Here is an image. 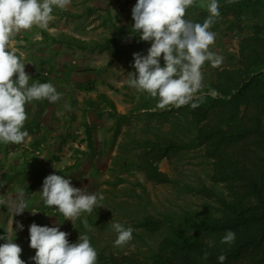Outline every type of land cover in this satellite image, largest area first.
I'll list each match as a JSON object with an SVG mask.
<instances>
[{"label": "rangeland", "instance_id": "374dc122", "mask_svg": "<svg viewBox=\"0 0 264 264\" xmlns=\"http://www.w3.org/2000/svg\"><path fill=\"white\" fill-rule=\"evenodd\" d=\"M202 2L207 3V0H196L186 11V19L194 22V16L206 11L200 7ZM136 3L137 0H72L67 10L54 8V20L50 22L48 30L34 26L31 31H22L14 37L13 47L27 63L28 74L39 68L38 64H43L49 73L41 59L53 57L49 77L63 94L56 103L47 100L36 103L40 105H36L28 120L29 128L24 129L29 132L30 139L21 145L10 144L0 150V183L3 184L0 187V236L6 235L14 220L16 233L12 232L11 238L22 247L21 259L25 264H34L31 258L36 254V250L29 246V227L32 223L59 226L61 231L70 234V243L78 242L80 234H83L75 228L81 215L73 225L55 207L45 206L39 193L48 175H58L66 167L77 165L75 170L65 175L66 179H71L74 187L103 194L104 200L100 202L103 207L91 213L96 219L95 224H88L91 230L84 227V222L82 226L88 236L95 237L99 247L114 251L117 255H137L143 259L158 250L167 232L152 233L137 228L136 223L144 215L161 221L167 213L179 215L186 211H198L218 215L216 199L197 191L208 188L228 195L224 184L213 183L214 160L206 157L203 147L183 149L178 156L158 163L160 171L172 179L169 184H155L143 172H125L124 167L128 162L139 161L144 149L139 146L140 142L157 136L171 138L175 124H181L179 118L182 123L185 121L186 112L171 106L169 110L166 109L172 110L168 118L151 117V110L165 111L156 108L158 99L137 92L127 83V73L135 71L132 67L133 54L147 55L150 43L141 41L138 35L140 42L133 35L127 36L120 44L122 47L118 57H115L107 50L81 51L75 45L52 46L44 42L43 31L53 38L75 39L85 43L118 37L114 25L129 26L134 23L132 8ZM229 19H233L232 16ZM247 19L248 23H255L253 18ZM261 22L264 24V12ZM218 23L219 26L214 25L211 30L217 33L211 50L221 54L224 60L219 68H212L206 62L202 69L205 91L216 83L220 71L239 63L241 36L247 37L254 32L248 30L245 22L239 24L234 32L227 30L225 21L218 20ZM37 33L41 37L39 40L35 39ZM103 94L115 103L117 111L100 98ZM146 100L151 102L150 111L143 106ZM90 101H94L96 106L91 107ZM45 103L48 105L42 106ZM88 133L92 135V146ZM43 138L45 142L35 151L32 144ZM9 153L14 154L10 156ZM240 155L241 152L235 153L236 158ZM251 160L248 162L253 164L259 158ZM32 169L42 174L39 181L29 175ZM118 179L125 182L116 186ZM20 190L25 193L28 208L22 215L14 217L8 201L16 197ZM32 211L37 213L34 215ZM112 220L135 229L132 241L124 247L114 246L116 233L106 227ZM17 222L24 225L23 231L16 227ZM3 243L5 241L0 240V244Z\"/></svg>", "mask_w": 264, "mask_h": 264}, {"label": "trees", "instance_id": "16d2710c", "mask_svg": "<svg viewBox=\"0 0 264 264\" xmlns=\"http://www.w3.org/2000/svg\"><path fill=\"white\" fill-rule=\"evenodd\" d=\"M218 3L221 13L218 20L225 21L228 31H236L237 26L243 22L248 30L254 31L247 37L241 36L239 63L217 74V81L210 88L218 93V97H206L205 102L196 109L182 106L181 111L186 112L185 121L182 123L179 118L181 124H175L172 137L162 139L157 136L140 142L139 146L144 149L139 155V161L128 162L124 170L143 172L149 181L158 185L169 184L172 179L160 171L158 163L178 156L183 149L203 147L206 157L214 160L213 183L224 184L228 195L208 188L197 191L210 199H216L218 215L198 211H186L179 215L167 213L163 215L162 221L144 215L137 223L132 218L137 228H144L152 233L163 230L167 232L158 250L152 252L149 258L117 255L114 251L99 247L95 237L89 235L92 246L98 252L97 264H220L218 257L221 254L227 256L224 264H264V24L261 22L264 0H234L231 4L227 0H218ZM208 15L207 11H202L194 16V22L203 23ZM230 16L233 19H229ZM250 17L255 23H248L247 18ZM133 24L114 25L118 37H111L103 42L57 39L46 31L42 35L44 42H49L52 46L75 45L81 51L107 50L118 57V51L122 47L120 44L125 37L133 35L140 42L132 32ZM214 25L218 27V21ZM214 25L210 30L214 29ZM41 61L46 64L49 73L43 64L37 63L40 67L29 73L33 79L30 83L36 80L52 83L49 75L52 72L53 57L48 56ZM100 98L117 111L115 103L108 96L103 94ZM37 102L40 101L26 105L29 118L36 105H40ZM90 102L91 107L96 106L94 101ZM47 103L42 106L48 105ZM143 106L149 111L152 109L149 100ZM168 110H151L150 116L168 118L172 113V110ZM28 120L24 129L29 128ZM88 134L92 146V135ZM45 140L34 141L32 147L35 151L41 148ZM8 145L10 144L0 142V150ZM237 152L242 154L239 158L235 156ZM257 157L259 160L256 163L248 162ZM76 166L66 167L58 175L65 176L75 170ZM29 175L38 178L37 181L42 176L34 169ZM124 182V179H118L115 185L119 186ZM81 216L77 220L78 227L75 228L86 234L82 223L87 220L88 224L94 225L96 219L88 213H82ZM106 227L110 228L108 225ZM228 230L236 233V239L231 245L221 244L220 239ZM209 238L215 241L213 247H208L206 243ZM205 251L209 254L207 260L202 258Z\"/></svg>", "mask_w": 264, "mask_h": 264}, {"label": "clouds", "instance_id": "9594fccd", "mask_svg": "<svg viewBox=\"0 0 264 264\" xmlns=\"http://www.w3.org/2000/svg\"><path fill=\"white\" fill-rule=\"evenodd\" d=\"M233 2L227 0L229 4ZM71 3L72 0H0V142L4 144L21 145L31 138L29 132L23 130L29 119L26 105L43 100L56 103L63 96L52 83L39 80L30 83L33 79L26 72L27 63L13 47L14 37L22 31H31L34 26L48 30L54 20V8L67 10ZM195 3L196 0H137L132 8V32L151 47L147 55L133 54L135 71L127 73V83L139 93L158 98L156 108L160 110L170 106L196 109L206 97L218 94L211 88L204 90L202 69L206 62L212 68H219L224 60L221 54L211 50L217 33L210 29L221 16L220 5L218 0L202 2L200 7L209 15L203 23H197L186 19V11ZM40 38L38 33L35 34L36 40ZM13 154L9 153L10 156ZM0 187H3L2 183ZM39 193L45 206L55 207L73 225L81 213L91 214L96 208L103 207L100 203L104 200L102 193L74 187L71 179L64 175H48ZM8 206L14 217L27 210L23 190L8 201ZM13 222L6 235L0 236V240L5 241L0 244V264H25L21 259L22 247L11 238V233H16ZM108 226L116 233L115 247H124L132 241L135 229L131 226L114 220ZM16 227L20 231L24 229L22 223L17 222ZM84 227L91 230L87 220H84ZM69 235L59 226L32 223L29 246L36 250L31 258L34 264H97L98 252L90 237L80 234L78 242L70 243ZM235 239L236 233L228 230L220 243L231 245ZM206 243L213 247L215 241L209 238ZM208 255L205 251L202 258L207 260ZM226 259L225 254L218 257L220 264Z\"/></svg>", "mask_w": 264, "mask_h": 264}, {"label": "built area", "instance_id": "2783aa9c", "mask_svg": "<svg viewBox=\"0 0 264 264\" xmlns=\"http://www.w3.org/2000/svg\"><path fill=\"white\" fill-rule=\"evenodd\" d=\"M215 97H217V95Z\"/></svg>", "mask_w": 264, "mask_h": 264}]
</instances>
